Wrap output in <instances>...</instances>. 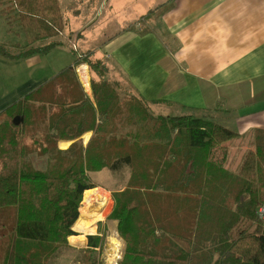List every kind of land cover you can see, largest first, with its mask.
I'll use <instances>...</instances> for the list:
<instances>
[{"label":"trees","instance_id":"trees-1","mask_svg":"<svg viewBox=\"0 0 264 264\" xmlns=\"http://www.w3.org/2000/svg\"><path fill=\"white\" fill-rule=\"evenodd\" d=\"M12 4L26 47L13 52L0 44V56L19 60L59 46H33L63 30L58 0ZM137 34L125 30L106 50ZM80 62L91 74V98L75 71ZM106 73L105 60L88 53L0 112V216L9 208L13 217L0 234L7 264H52L61 247L70 248L83 193L97 187L88 173L104 168L129 174L125 187L111 192L106 217L125 243L118 264H264V129L253 131L252 146L231 171L227 142L236 132L207 113L155 114L126 78L110 81ZM15 117L22 122L13 124ZM32 130L39 133L35 152L22 144ZM59 140L71 143L60 150ZM31 155L47 156L45 168ZM104 241L102 232L88 235L86 248H71L72 264H103L95 250Z\"/></svg>","mask_w":264,"mask_h":264},{"label":"crops","instance_id":"crops-1","mask_svg":"<svg viewBox=\"0 0 264 264\" xmlns=\"http://www.w3.org/2000/svg\"><path fill=\"white\" fill-rule=\"evenodd\" d=\"M149 11H156V15L146 19L141 34L105 54L113 72L126 78L151 103L155 114L207 113L237 137L248 134L250 138L242 147L246 152L252 146L253 131L264 129V0L137 1L134 12L139 20L133 27L145 21L143 17ZM123 29L115 37L129 26ZM31 57L8 60L0 56V112L50 79L24 83L18 64L22 60H32V65L40 63ZM79 74L90 94L87 70L79 69ZM91 135L92 131H87L80 137L83 145ZM70 143L59 140L57 145L65 150ZM4 211L0 216L2 227L5 223L12 225L13 220L12 214L3 218L11 212L9 208ZM109 222L110 234L117 236L116 222ZM67 241L68 252L87 247L85 235L76 233ZM2 242L1 238L0 253L3 264H7L8 245ZM56 260L52 264H57Z\"/></svg>","mask_w":264,"mask_h":264},{"label":"rangeland","instance_id":"rangeland-1","mask_svg":"<svg viewBox=\"0 0 264 264\" xmlns=\"http://www.w3.org/2000/svg\"><path fill=\"white\" fill-rule=\"evenodd\" d=\"M137 1L162 0H58L64 21L63 30L57 36L35 43L33 46H42L49 43L50 41L58 43L59 46L52 49L48 54H36L34 57L29 56L31 57L30 59L35 60L38 58L40 60V63L37 65H32L34 62L32 60L20 61L18 64V71H20L22 68L24 83L28 81L38 82L42 78H51L61 69L68 66H73L71 64H74L76 59L83 60L88 53L93 54L94 57L103 58L105 60L107 68L106 76L110 81L115 80L118 82H123V78H121L119 73L117 71H114L115 73L113 72L109 58L106 57L107 55L105 56V54H110L112 52L110 49L106 50V46L116 34L121 32L123 28L128 26L129 28L130 26L133 27L134 22L139 20L135 15L136 13L134 12V6ZM152 14L147 13L143 17L145 21H142L141 23L139 22V24L136 27H133V29L137 33H142L146 19L149 18V16L151 17ZM0 44H3L6 48H8V50L13 52L24 51L26 47V40L18 22L12 0H0ZM79 69L87 70L89 75L90 90L91 74L87 64L80 62L75 67V71L80 82V74L78 75ZM86 89L88 88L86 87ZM83 90L85 94L91 98L90 94L85 91L84 87ZM34 132V130L28 132V135H26L22 143L24 147L27 149H32L33 152L36 150L34 148L33 141L37 139L39 134L38 132ZM249 138V135L246 134L243 137H235L227 142V145H229L228 147L230 149L228 151V161L226 162V166L231 171H236L239 168L240 163L237 162H241L243 159L245 151H243L242 147L248 142ZM51 145L52 144H48V147H51ZM58 149L62 150L64 148ZM29 157L30 158L28 159H30L31 162H35L37 167L41 168H45L46 163L49 161L47 156L38 157L37 155H31ZM127 171L128 170L126 169L123 173L113 174L109 172L108 169L104 168L98 172H90L88 175L91 181L97 184V187H99L98 189L107 193L108 197L110 198L111 192L121 190L125 187L129 177ZM84 196L85 195L83 193L80 207L78 209L79 216L76 222L73 224L72 230L74 232L76 231L77 234L85 235V237L91 235V233L94 232L96 234L102 232L105 235V241L102 246V250L99 248H96L95 250L99 254V260L103 264H118L122 258L125 243L121 238H119L118 235L112 237L110 234L111 224L109 221L111 220L106 219V217L113 208V200L110 198V203L112 202L110 205L111 210L109 209L110 212L108 211L109 213L107 212L103 216H100L90 224V226L93 227L92 232H80L76 230L74 226L80 218L81 209L83 208ZM91 206V208H96L98 207V204L92 203ZM9 215L10 213H6L3 217L8 218ZM86 218L88 217L86 216ZM263 220L262 222L264 223ZM0 227L2 226L0 225ZM60 252L61 255L56 260L57 264H69V261H71L72 264L74 252H68L66 247H61ZM0 264H3L2 253H0Z\"/></svg>","mask_w":264,"mask_h":264},{"label":"bare ground","instance_id":"bare-ground-1","mask_svg":"<svg viewBox=\"0 0 264 264\" xmlns=\"http://www.w3.org/2000/svg\"><path fill=\"white\" fill-rule=\"evenodd\" d=\"M84 195L81 215L74 227L80 232H92L93 227L90 224L109 211L111 205L110 198L107 193L94 188L86 190ZM92 203L98 204V207L91 208Z\"/></svg>","mask_w":264,"mask_h":264},{"label":"built area","instance_id":"built-area-1","mask_svg":"<svg viewBox=\"0 0 264 264\" xmlns=\"http://www.w3.org/2000/svg\"><path fill=\"white\" fill-rule=\"evenodd\" d=\"M258 215L261 219H264V207L259 208Z\"/></svg>","mask_w":264,"mask_h":264},{"label":"water","instance_id":"water-1","mask_svg":"<svg viewBox=\"0 0 264 264\" xmlns=\"http://www.w3.org/2000/svg\"><path fill=\"white\" fill-rule=\"evenodd\" d=\"M20 122H22V118L21 117H15L13 119V124L18 125Z\"/></svg>","mask_w":264,"mask_h":264}]
</instances>
